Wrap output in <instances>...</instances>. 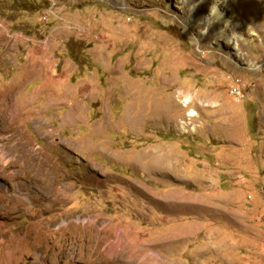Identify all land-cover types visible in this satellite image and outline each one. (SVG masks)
<instances>
[{
    "label": "rangeland",
    "instance_id": "obj_1",
    "mask_svg": "<svg viewBox=\"0 0 264 264\" xmlns=\"http://www.w3.org/2000/svg\"><path fill=\"white\" fill-rule=\"evenodd\" d=\"M3 117L0 264H264V0H0Z\"/></svg>",
    "mask_w": 264,
    "mask_h": 264
},
{
    "label": "bare ground",
    "instance_id": "obj_2",
    "mask_svg": "<svg viewBox=\"0 0 264 264\" xmlns=\"http://www.w3.org/2000/svg\"><path fill=\"white\" fill-rule=\"evenodd\" d=\"M183 1H188V0H175V6L179 7V4H181ZM207 16L208 17L206 18V23L210 24L212 22L215 25L214 26L215 31L218 30L219 34L224 33L225 29L230 24V20L225 15L224 10H220L216 6L213 7V10H211ZM188 103H189V99L185 98L183 100V104L187 105ZM195 114L196 113L194 111H192L189 113L188 116L193 117ZM10 116H11L12 121H13L15 119V117L17 116V112L13 111ZM11 124H12V122H11ZM8 126H9V123L5 119V117L1 118L0 119V134L7 133ZM81 219L82 218H78V221L76 223H74L71 220H68L70 222H68V224H66V226H65L66 229L70 230L69 232L73 233L74 236H79V237L87 240L86 245L88 247L89 252L91 253L90 254L91 260L93 262H99V261L102 262L103 260L105 261L108 259L113 260L112 257H114V255H116V253H114L115 251H112L111 249H112V247L116 248V246L110 244L112 246L111 247L110 245H108L105 242V239L103 238V235L109 232V230H108L109 226L104 225L102 220L93 219V218H90L91 219L90 224H86V223L81 224V221H82ZM60 228L61 227H59V228L51 227V228H48L47 231H49V235H50L51 231L53 234V233H55V230H60ZM107 230H108V232H107ZM108 237L110 239V236H108ZM155 244H156V246L159 245V247H156V248H161L160 245H163L164 242L160 240V241H157ZM150 245H148V247ZM36 247H37V245H36ZM36 247H34V248H36ZM119 247H121L120 244H119ZM145 247L147 248V246H145ZM144 251H145V249H144ZM144 251L137 252V253L132 252V255H130L127 258L130 260V264H132V263H134V264H165L164 262H159L158 260L156 261V259L152 258L149 255H145Z\"/></svg>",
    "mask_w": 264,
    "mask_h": 264
}]
</instances>
